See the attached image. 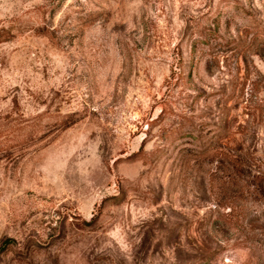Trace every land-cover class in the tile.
<instances>
[{
	"label": "rangeland",
	"instance_id": "obj_1",
	"mask_svg": "<svg viewBox=\"0 0 264 264\" xmlns=\"http://www.w3.org/2000/svg\"><path fill=\"white\" fill-rule=\"evenodd\" d=\"M0 264H264V0H0Z\"/></svg>",
	"mask_w": 264,
	"mask_h": 264
},
{
	"label": "trees",
	"instance_id": "obj_2",
	"mask_svg": "<svg viewBox=\"0 0 264 264\" xmlns=\"http://www.w3.org/2000/svg\"><path fill=\"white\" fill-rule=\"evenodd\" d=\"M161 117H162V115H159L155 120H157L158 118L161 119ZM182 138H183V135L176 134V135L172 136L171 140L172 141H177V140L182 139ZM196 154H197V157H198V155L205 154V151L202 150L201 152H197ZM202 156H206V155H202ZM136 157L144 159V158H146V155L140 149L137 153L133 154L129 159H133V158H136ZM93 222H94V220L91 219L89 222L82 221V224L88 226V225H91Z\"/></svg>",
	"mask_w": 264,
	"mask_h": 264
}]
</instances>
